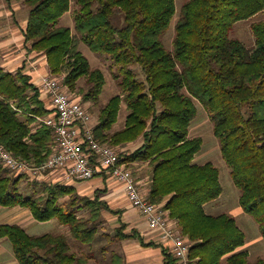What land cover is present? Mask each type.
<instances>
[{
	"label": "trees",
	"instance_id": "16d2710c",
	"mask_svg": "<svg viewBox=\"0 0 264 264\" xmlns=\"http://www.w3.org/2000/svg\"><path fill=\"white\" fill-rule=\"evenodd\" d=\"M19 1L28 9L25 41L45 54L53 75H64L69 90H76L78 80L84 78V100L99 99L105 78L79 51L78 41L108 54L118 65L121 94L102 108L95 135L113 146L142 137L138 148L121 152V162L131 169L134 163L150 166L147 198L162 204L177 221L192 243L189 256L195 263L264 264V258L251 262L247 250H237L245 243V233L233 215L206 212L204 206L222 193L219 171L211 162L195 163L202 139L189 136L197 99L210 114L222 154L231 166L240 206L255 219L264 238V20L251 24L253 46L229 36L235 22L264 12V0H187L175 25L172 51L162 37L176 12L175 0ZM72 2L76 5L74 34L70 27L56 25ZM115 10L122 14L123 25L113 19ZM133 64L141 66L146 81L137 78ZM121 102L128 111L125 125L110 132ZM49 112L39 86L24 67L8 71L0 66V143L15 157L34 164L47 159L52 128L43 124L33 129V125L37 116ZM24 178L0 165L1 206L26 208L37 221L56 218L82 244L92 246L98 241L102 211L113 212L101 198L105 187L88 197L72 184L32 181L28 195L20 188ZM83 209H89L88 218L79 213ZM125 227L123 223L116 229L110 244L127 238H136L143 246L152 244L135 229L125 233ZM0 238L10 241L20 264L92 263V254L71 251L63 233L35 235L18 223H0ZM108 245L100 252H106ZM162 251L164 264H176L168 249ZM113 258V264H123L118 254Z\"/></svg>",
	"mask_w": 264,
	"mask_h": 264
},
{
	"label": "rangeland",
	"instance_id": "374dc122",
	"mask_svg": "<svg viewBox=\"0 0 264 264\" xmlns=\"http://www.w3.org/2000/svg\"><path fill=\"white\" fill-rule=\"evenodd\" d=\"M186 1L187 0H175L176 12L171 20L167 32L162 37L164 46L168 50H173V40L176 35L175 25L180 16V9ZM96 6L97 5L95 4L94 9L96 8ZM75 8L76 5L72 2L71 9L68 12H65L56 23V25L58 26L70 27L73 31V34L75 33ZM27 13L28 9L22 1L0 0V61L6 59L7 57L13 58V56L17 53L18 46H21V43L24 42L22 41L23 37L19 32V22H21V20H23L26 15L28 16ZM119 16L121 18L120 21L117 20ZM113 19L119 25L124 24L122 14H120V12L117 10L114 11ZM262 20H264V12H260L250 19L237 21L234 23L229 36L231 38L239 39L246 46H253L255 44V37L252 32L251 24ZM16 34L18 37L15 39L16 42L10 40L12 37L16 36ZM78 49L88 58L91 67L99 68L103 72L105 78L102 92L100 93L99 99L96 102H93L91 100H84L82 91L87 89L84 78H80L78 80L76 90H70L76 96H78V98L88 107V110L92 115L93 122L97 124L102 108L106 105L108 100L114 95L121 94V88L119 86V80L117 78V74L119 72L118 65L115 64L114 60L108 54L98 53L91 50L90 47L82 40L78 41ZM131 67L136 72L137 78L139 80L146 81L145 73L139 64H133L131 65ZM49 73L53 75L50 69ZM60 76H62L63 78L64 75ZM194 103L197 108V114L196 117L191 121L189 127V136L200 137L202 139L201 149L195 155L194 161L197 164L211 162L215 167H217L219 171V180L222 186V193L220 194V196L217 199L207 203L204 206L205 210L208 214L212 215H218L221 213H228L233 215L236 219L237 224L245 233V246L246 250L249 253V261H255L259 257L264 258V238L261 235L258 223L251 215L245 213L240 206V189L235 185L232 179L231 166L227 163L224 155L222 154L219 140L214 133V126L210 118V114L202 105V103L197 99H194ZM127 113L128 111L126 109L125 103L121 102L117 120L113 124L110 132L120 130L124 127ZM38 122L39 120L36 119V121L34 122L35 124L33 123V129H36L38 127ZM142 142V137H139L134 141L123 144L122 146H114L123 150V152H131L138 148L142 144ZM132 169H134L135 173L136 170L138 171L139 169L140 171H138L137 173H139L140 177L145 175L144 177L149 176L150 178L151 168L147 163H134ZM149 180L151 182V179ZM30 182L32 181L24 178L20 183L21 191L28 195L31 192V189L29 188L31 187V185H28L30 184ZM45 182L54 183L52 180H46ZM77 186L78 185H76V187ZM38 190L41 194L42 186L39 185ZM93 191V189H90L88 191H81V193L78 191V193L82 196L93 197ZM23 209L24 208L20 206L10 208L0 205V223L17 222L13 221V219L15 218V213L18 210ZM27 211L30 212L28 209ZM118 212L119 211H116V209H113V212H108L107 210L102 211V216L100 218V223L98 226V233H100L101 237L97 242L93 243L92 246L82 244L80 241L73 238V236L70 234L69 228L65 225L60 224L56 218H53L49 221H37L32 216L35 225L31 230H28L32 227V225L28 223V220H25L23 223L26 230L30 234L41 235L45 233H63L67 236L72 252L95 254L100 252V248L102 246L108 245L109 239L114 236V234L116 233V229L123 224L119 221L116 225V221L113 218V216ZM79 213H81L85 218H88L90 216L89 209H83ZM175 223H177V221ZM104 235H107L108 237ZM2 240H4L5 244H8L11 256L14 257L12 245L9 240L6 238ZM112 244L109 243L107 247L110 248ZM115 245L116 244L114 243V247ZM103 264H105V262Z\"/></svg>",
	"mask_w": 264,
	"mask_h": 264
},
{
	"label": "built area",
	"instance_id": "2783aa9c",
	"mask_svg": "<svg viewBox=\"0 0 264 264\" xmlns=\"http://www.w3.org/2000/svg\"><path fill=\"white\" fill-rule=\"evenodd\" d=\"M41 97L50 112L38 126L52 128L51 152L39 164L17 158L0 143V165L17 176L42 182L61 172L68 182H84L101 177L106 182L120 184L130 204L146 219L148 227L158 232L160 241L176 259V264H196L189 256L191 242L180 232L176 221L169 217L162 204L148 200L139 186L133 170L121 162L123 150L101 142L95 135L88 107L69 90L63 78L47 73L38 83Z\"/></svg>",
	"mask_w": 264,
	"mask_h": 264
},
{
	"label": "crops",
	"instance_id": "0c3cea01",
	"mask_svg": "<svg viewBox=\"0 0 264 264\" xmlns=\"http://www.w3.org/2000/svg\"><path fill=\"white\" fill-rule=\"evenodd\" d=\"M27 17L28 16L26 15V17L23 18L21 22H19V32L20 35L23 37L22 41L24 42L21 43V46H18L16 55H14L13 58L7 57L6 59L0 61V66L8 71H15L19 67H24V72L30 76L31 81L34 84L38 85L42 75L49 73V67L45 54L37 52L36 50H32L30 44H28L29 42L25 41L24 31L27 24ZM16 38H18L17 34L10 40L15 41ZM139 169L138 171H140ZM138 171L136 170V173ZM135 176L139 181V186L143 194L147 196L150 182L149 176L144 177L145 175H143L142 177H140L139 173L135 174ZM63 177L64 176L61 172H54L50 174L46 178V180H52L54 183L59 182L65 184H72L75 187L76 185H78L76 189L80 193L81 191H88L90 189H93L95 191L97 189L105 187V191L101 193V198L107 202V204L112 210L116 209V211H119L113 216L114 220L116 221V225L120 221L121 223L126 224L124 231L125 233H129L131 232V230L135 229L137 232L140 233V235L144 238L146 242L152 243L151 245L143 246L136 238H127L122 239L120 241L112 242L113 246L111 245L110 248H107L106 252H99L91 255L93 264H103L104 262L105 264H113L112 262L114 260V254H118L120 256L123 264L165 263V258L162 250L164 248L167 249L166 245L160 241L158 232L153 231L148 227L145 217L130 204L120 184L116 182H106L101 177H95L84 182H68ZM46 180H44V182ZM24 209L18 210L15 213V218L13 219V221L17 222L6 223H18L26 230L23 222L25 220H28V223L32 225V227L28 230L34 228L35 222L32 218L31 212H28L27 209ZM104 236L108 237L107 235ZM2 239L4 238H0V264H20L17 261L15 255L14 257L11 256L8 244H5L4 240ZM114 243L116 244L115 247ZM237 250H246L245 243L242 246L238 247Z\"/></svg>",
	"mask_w": 264,
	"mask_h": 264
}]
</instances>
